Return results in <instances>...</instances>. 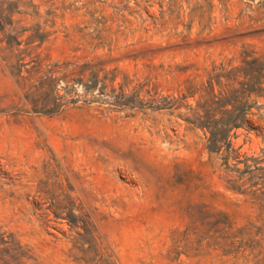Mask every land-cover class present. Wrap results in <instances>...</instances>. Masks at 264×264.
<instances>
[{
    "label": "rangeland",
    "instance_id": "374dc122",
    "mask_svg": "<svg viewBox=\"0 0 264 264\" xmlns=\"http://www.w3.org/2000/svg\"><path fill=\"white\" fill-rule=\"evenodd\" d=\"M252 57L264 0H0V264H264V77L228 169L185 120Z\"/></svg>",
    "mask_w": 264,
    "mask_h": 264
},
{
    "label": "trees",
    "instance_id": "16d2710c",
    "mask_svg": "<svg viewBox=\"0 0 264 264\" xmlns=\"http://www.w3.org/2000/svg\"><path fill=\"white\" fill-rule=\"evenodd\" d=\"M242 61L247 69L243 74L246 78L239 82V88L210 94L208 102L190 109L191 117L185 118L187 122L207 133L205 147L208 151L215 154L224 151L222 159L225 169H228L226 159L229 152L233 151L229 140L230 131L247 124L249 109L254 104V102H248V98L251 94L258 96L262 92L260 83L264 77V62L253 57L249 60L242 58ZM252 63L256 66H252ZM17 78L21 79L20 75ZM246 159V157L242 159L244 168L239 173L249 174L252 170L258 169L255 166L249 169V166L245 164ZM253 193L254 191H251V194ZM217 214L210 211V231L212 234L217 233L220 238L226 239L229 234V222L224 218L220 219ZM110 257L111 254L106 253L102 260L103 264H115ZM95 264H97V260Z\"/></svg>",
    "mask_w": 264,
    "mask_h": 264
}]
</instances>
